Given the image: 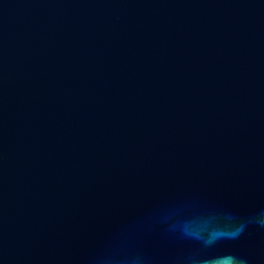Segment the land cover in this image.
<instances>
[{
    "label": "water",
    "instance_id": "obj_1",
    "mask_svg": "<svg viewBox=\"0 0 264 264\" xmlns=\"http://www.w3.org/2000/svg\"><path fill=\"white\" fill-rule=\"evenodd\" d=\"M264 0H0V264H264Z\"/></svg>",
    "mask_w": 264,
    "mask_h": 264
},
{
    "label": "clouds",
    "instance_id": "obj_2",
    "mask_svg": "<svg viewBox=\"0 0 264 264\" xmlns=\"http://www.w3.org/2000/svg\"><path fill=\"white\" fill-rule=\"evenodd\" d=\"M256 222L260 223L261 225H264V219H257Z\"/></svg>",
    "mask_w": 264,
    "mask_h": 264
}]
</instances>
